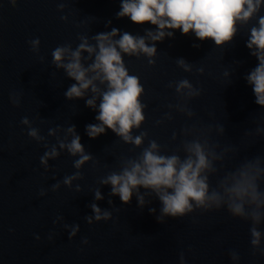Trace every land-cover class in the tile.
Listing matches in <instances>:
<instances>
[{
    "label": "water",
    "instance_id": "1",
    "mask_svg": "<svg viewBox=\"0 0 264 264\" xmlns=\"http://www.w3.org/2000/svg\"><path fill=\"white\" fill-rule=\"evenodd\" d=\"M119 10L120 0H15V5L13 0H0V264H182L181 253L184 264H264V255L253 254L250 222L233 218L225 209L164 217L160 223L156 216L162 214V203L154 192L141 188L145 203L140 205L134 190L131 203L124 204L109 195L111 185L100 183L102 177L119 173L129 160L138 159L149 140H156L161 151L181 156L186 142H206V150L217 157L209 156L218 169L210 175L211 186L256 156L264 167V106L255 103L252 85L245 79L258 63L246 42L250 29L264 16V2L247 22H236L232 41L222 46L211 39L200 41L192 32L168 30L174 36L162 42L145 40L149 46L156 44L154 57L122 53L129 74L137 75L145 89L140 98L147 105L146 119L131 132L133 137L148 132L140 146L125 142L110 129L89 138L85 126L99 123L95 116L102 97L90 87L83 98L66 99L64 92L76 81L52 63L57 46L70 43L75 49L80 36L95 45L92 37L112 28L120 29L113 39L124 31L139 37L146 36L145 29L155 30L150 23L117 19ZM36 38L38 46L30 43ZM194 43L201 46L194 48ZM89 55L81 53L85 67L94 60L95 53L85 59ZM181 58L191 71L177 64ZM149 59L155 63L149 64ZM182 79L201 89L200 95H187L189 89L177 92ZM94 83L106 90V84ZM94 96L97 107H87L85 101ZM24 117L29 124L21 123ZM72 124L75 133L67 131ZM29 127L38 128L45 139L29 137ZM50 128L55 129L53 135L48 134ZM74 134L93 157L79 169L73 166L79 154L71 156L59 146V141L70 142ZM53 145L60 156L49 158L46 171L40 157ZM75 172L82 178L52 190V185ZM260 187L264 190V181ZM95 189L103 199L94 198ZM92 203L112 212V218L89 224L85 217L94 216ZM75 225L79 230L69 238ZM259 228L264 231V223ZM232 251L238 253V261H232Z\"/></svg>",
    "mask_w": 264,
    "mask_h": 264
},
{
    "label": "clouds",
    "instance_id": "2",
    "mask_svg": "<svg viewBox=\"0 0 264 264\" xmlns=\"http://www.w3.org/2000/svg\"><path fill=\"white\" fill-rule=\"evenodd\" d=\"M262 2L264 0H120L117 19L128 17L135 24L150 23L156 26L155 30L145 29L146 36L139 37L124 31L119 39H113L120 33V29L112 28L109 32L93 36L95 45H90L86 37L80 36L81 42L75 49L70 43L57 46L51 54L52 63L56 68H63L67 76L76 81L64 92L66 99L83 98L90 87L93 93L102 97L98 105V114L95 116L99 123L85 126L88 137L98 138L110 129L125 142L140 146L148 136L147 131H142L135 137L131 134L133 128L140 129L142 122L145 121L144 109L147 105L140 98L144 94V86L137 75L129 74L122 53L137 58L140 53L149 58L154 57L157 52L156 44L149 46L145 40L162 42L166 36H174V32L168 30H179L182 35L192 32L200 41L211 39L215 45L222 46L225 42L232 41L237 32L236 22H247L260 10ZM63 6L58 5L60 8ZM110 23L109 20L107 24ZM30 43L38 46L40 40L36 38ZM192 46L199 48L201 45L194 43ZM246 47L251 50L250 54L256 57L258 63L245 79L252 85L255 103L264 106V16L259 17L258 26L250 29ZM34 50L38 51V48ZM82 51L90 54L85 59L91 58V54L95 53L93 62L87 67L81 63ZM41 59L43 60V57ZM148 62L154 64L155 60L149 59ZM177 64L185 71H191V65L185 63L182 58ZM197 71L202 72L203 69ZM94 81L106 84V90L101 91ZM183 89H189L187 93L189 96H198L201 93V89L194 88L188 79H182L177 83L176 91L180 92ZM13 103L18 104L19 101L15 100ZM85 104L87 107L96 108V97L87 99ZM188 114L193 113L189 110ZM161 122L157 121L158 124ZM21 123L29 124V118L24 117ZM75 129L76 125L72 124L67 131L75 133ZM54 133V128L48 130L49 135ZM27 134L37 141L45 139L39 135V129L36 127H29ZM175 135L173 133V139ZM205 144L198 140L186 142L185 155L181 156L177 152L167 154L161 151L162 146L156 140H149L148 146L142 149L138 159L129 160L128 166L121 172H112L102 177L100 183L111 185L109 195L118 196L124 204L131 203L134 190L140 205L145 203L143 195L139 194L141 188L154 192L162 203V214L156 216L160 223L165 221L164 217L180 218L197 210L210 212L225 209L233 218L250 222L253 254L259 252L260 255H264V248L261 247L264 231L259 228L264 223V190L260 187L264 181V167L260 165L261 157L256 156L234 170L227 171L215 186H211L210 175L216 174L218 169L209 156L217 157L214 152L206 150ZM44 146L47 149V145ZM59 146L61 149L67 148L71 156L79 154V158L73 161V166L77 169L93 158L91 153H86L78 134H74L70 142L59 141ZM59 156V151L53 145L51 150L45 151L40 157V162L47 171L50 167L49 158L56 159ZM78 177L82 178V173L67 175L62 182L58 181L52 185V190L59 189L61 183L71 186V181ZM80 190L78 185L77 191ZM44 194L45 190L42 189L41 195ZM147 194L150 193L146 192L145 195ZM94 198L103 199L99 189L94 190ZM109 203H112L111 199ZM90 207L94 216L85 217L89 224L112 218V212L101 211L97 204L92 203ZM155 211V208H149L150 213ZM78 230L79 225L73 226L69 238L74 237ZM83 242L88 241L85 239ZM229 255L232 261L240 259L235 251ZM180 259L184 264L183 253L180 254Z\"/></svg>",
    "mask_w": 264,
    "mask_h": 264
}]
</instances>
